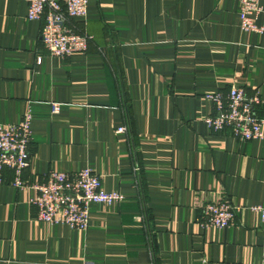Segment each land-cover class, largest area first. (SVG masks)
Listing matches in <instances>:
<instances>
[{
  "label": "crops",
  "instance_id": "1",
  "mask_svg": "<svg viewBox=\"0 0 264 264\" xmlns=\"http://www.w3.org/2000/svg\"><path fill=\"white\" fill-rule=\"evenodd\" d=\"M239 9V0H88L74 22L88 49L60 58L27 0H0V123L34 114L29 185L15 187L11 170L0 184V264H264L253 208L264 204V140L205 122L206 94L234 85L260 92L264 117V30H243ZM86 167L125 199L91 203L85 231L37 220L33 185ZM220 201L235 209L223 229L201 220Z\"/></svg>",
  "mask_w": 264,
  "mask_h": 264
},
{
  "label": "built area",
  "instance_id": "2",
  "mask_svg": "<svg viewBox=\"0 0 264 264\" xmlns=\"http://www.w3.org/2000/svg\"><path fill=\"white\" fill-rule=\"evenodd\" d=\"M240 1V26L245 31L262 32L257 22L263 11L260 0ZM30 20H43L41 39L49 53L67 58L76 52L88 49L91 36L79 32L75 20L87 14L88 0H27ZM41 58H38V62ZM207 99L214 107V113L205 118L209 129L214 132L229 130L238 140H264V117L257 107L263 103L259 91L250 95L241 86H232L227 93L220 90L208 92ZM51 113L60 111L59 102H51ZM34 118L29 107L17 123H0V184L4 171L14 174L13 185L28 186L23 171L30 166L29 145L32 140L31 124ZM124 132L125 127L118 128ZM38 194L31 202L38 208L37 220L50 224H67L71 229L85 231L89 227L91 203L112 205L123 201L125 194L108 192L103 187L102 177L93 168H81L75 172L51 170L44 182L34 184ZM264 221V204L253 207ZM235 219V209L228 202H210L203 210L201 220L216 228L230 227Z\"/></svg>",
  "mask_w": 264,
  "mask_h": 264
}]
</instances>
